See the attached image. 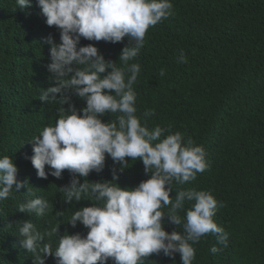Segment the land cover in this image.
<instances>
[{
    "label": "trees",
    "instance_id": "obj_1",
    "mask_svg": "<svg viewBox=\"0 0 264 264\" xmlns=\"http://www.w3.org/2000/svg\"><path fill=\"white\" fill-rule=\"evenodd\" d=\"M171 2L174 15L148 29L144 46L128 62L141 69L133 84L136 115L150 130L159 125L179 131L185 141L191 138L206 152L208 170L184 185L174 181L170 197L174 201L176 193L187 188L210 192L223 204L213 219L228 239L225 246L212 233L202 236L192 245V264H264V0ZM50 35L60 42V30L46 24L37 0L23 9L16 0H0V157L10 156L18 169L17 180L27 182L0 201V264H34L33 254L20 243L24 221L34 223L42 234L59 226L57 235L41 242L51 243L55 250L66 233L86 236L88 229L79 222L72 227L68 221L81 207L99 203L90 197L66 203L61 187L70 183L69 172L64 170L60 179L39 178L30 160V141L59 118L58 104L39 99L42 90L54 86L47 70L51 45L45 40ZM129 43L134 42L127 36L117 43L81 38L78 47L92 44L106 61L124 67L119 56ZM181 52L187 63H178ZM69 95L78 111L86 106L84 99ZM63 107L67 110L69 105ZM146 110L155 115L145 117ZM118 115L106 113L101 120L111 122ZM126 159L127 168L121 172L106 155L103 170L86 179L115 183L113 168L121 188H135L150 178L142 161ZM45 170L49 171L47 165ZM79 179L83 183L85 178ZM37 197L50 203L46 216L19 211L21 203ZM193 203L186 201L178 210L182 221ZM169 208L161 210L167 215ZM164 221L167 232H184L183 222L176 226L167 217ZM213 246L222 251L212 253ZM45 264H55V259L47 257ZM108 264L114 262L110 259ZM144 264H181V257L161 252L145 258Z\"/></svg>",
    "mask_w": 264,
    "mask_h": 264
},
{
    "label": "clouds",
    "instance_id": "obj_2",
    "mask_svg": "<svg viewBox=\"0 0 264 264\" xmlns=\"http://www.w3.org/2000/svg\"><path fill=\"white\" fill-rule=\"evenodd\" d=\"M16 4L20 9L31 7V0H16ZM37 6L46 24L60 30L59 43L51 35L45 40L51 45L47 70L54 86L39 96L42 102L59 105V118L30 141V160L39 178L60 179L64 170L69 172L70 183L61 187L66 203L84 197L99 203L81 207L68 221L72 227L82 224L88 229L86 236L66 233L55 250L51 243L41 242L57 235L59 226L42 234L31 221L20 224V243L33 254L34 264H45L47 257H53L55 264H108L110 259L114 264H144L145 258L161 252L168 257L179 253L181 264H192V245L202 236L212 233L218 244L227 246L228 234L213 219L223 204L210 192L187 188L178 191L174 201L170 197L174 181L187 184L210 167L203 146L191 138L185 141L179 131L172 133L159 125L150 130L136 115L133 84L141 69L138 63L128 62L144 46L148 29L174 15L171 0H37ZM126 36L134 43L121 51L124 67L106 61L92 44L78 47L81 38L117 43ZM178 63H187L182 52ZM164 75L161 69L160 76ZM69 93L84 99L86 106L78 111ZM106 113L119 115L102 122ZM154 115V110L144 113L145 117ZM106 155L121 166V172L127 168L126 158L142 161L150 178L135 188H121L113 168L115 183L89 182L86 178L91 172L103 170ZM17 171L10 156L0 157V201L7 200L13 188L18 191L27 185L17 180ZM80 177L85 178L83 183ZM186 201L194 203L182 221L178 210ZM169 205L166 215L161 209ZM49 210V201L39 197L19 205L20 212L36 217L46 216ZM165 217L176 226L183 222L184 232H167ZM210 251L215 254L222 249L213 246Z\"/></svg>",
    "mask_w": 264,
    "mask_h": 264
}]
</instances>
